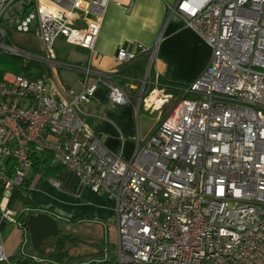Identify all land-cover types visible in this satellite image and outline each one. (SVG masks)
<instances>
[{
  "label": "built area",
  "instance_id": "1",
  "mask_svg": "<svg viewBox=\"0 0 264 264\" xmlns=\"http://www.w3.org/2000/svg\"><path fill=\"white\" fill-rule=\"evenodd\" d=\"M109 1L0 0V51L43 62L51 73L0 75V159L13 161L3 176L0 218L21 226L7 204L34 147L115 201V257L97 264H264V0L168 6L209 46L210 58L127 161L103 146L83 109L100 85L113 107L130 103L117 71L91 64ZM11 30L33 33L40 49L15 44ZM58 38L86 50L87 63L58 59ZM160 38L121 45L115 54L121 64L146 57L137 111L160 113L176 97L154 71ZM58 70L78 73V87L61 82ZM0 263L20 264L1 236Z\"/></svg>",
  "mask_w": 264,
  "mask_h": 264
},
{
  "label": "crops",
  "instance_id": "2",
  "mask_svg": "<svg viewBox=\"0 0 264 264\" xmlns=\"http://www.w3.org/2000/svg\"><path fill=\"white\" fill-rule=\"evenodd\" d=\"M177 1L110 0L96 41L92 66L108 72L119 71L122 64L115 59V54L121 45L139 42L145 46H151L161 35L154 71L167 82L187 85L192 83L207 66L210 48L186 26L182 17L169 14L168 6H174ZM74 47L79 52L75 60L65 61L78 65L87 63L88 52L80 47ZM76 74L74 82L69 84L75 88L78 87L79 81V74ZM83 109L89 124L101 137L103 146L123 160H130L137 139L141 140L147 135L141 136L132 128L133 117L138 113L136 103L113 107L108 100L106 87L100 85L92 100L84 104ZM53 162L58 163L54 160ZM28 197L32 205L20 208V213L23 215L46 213L56 220L57 226L58 220L90 223L102 227L104 236L99 243L89 240L96 252L88 256L70 257L69 248H63V245L64 254L60 260L47 257V252L51 251V246L48 247V245L38 252L32 248L31 253L19 256L17 247L24 232L28 231L27 227H19L0 218L2 232L0 236L7 255L13 261L20 264H50L45 261L50 259H53L56 264L108 262L105 259L107 253L105 245L110 233L115 236V248L117 243L116 203L113 199L81 186L77 175L65 167H61V170L53 176L36 182L29 188ZM11 210L15 212L14 209ZM58 230L59 235L54 238L64 240L72 236L63 234L59 227ZM62 243L64 244V241Z\"/></svg>",
  "mask_w": 264,
  "mask_h": 264
},
{
  "label": "trees",
  "instance_id": "3",
  "mask_svg": "<svg viewBox=\"0 0 264 264\" xmlns=\"http://www.w3.org/2000/svg\"><path fill=\"white\" fill-rule=\"evenodd\" d=\"M146 62V57L143 55L136 56L134 59L124 62L122 68L115 74L117 82L130 96V103H135L136 101L135 97L139 91L140 81L144 75ZM59 71L60 70L57 71V76ZM4 72L22 75L29 79L36 77H49L51 75L49 67L43 62L25 60L0 51V75ZM160 82L166 85L167 90L172 91L177 96L180 94V89L185 86L184 84L167 82L161 77ZM87 122L90 123L88 118ZM28 155L32 162L31 168L24 181L19 186L12 189L8 199V207L15 210L16 218L21 222V227L24 228H26L27 216L20 213V208L30 207L32 205L28 197L29 188L33 187L40 179L51 177L60 171L61 167H64L59 163H54L52 154L47 150H36L34 147H30L28 149ZM12 169L13 161L11 157L0 159V201L4 192L3 176H10L12 174ZM62 241L64 240L61 238L51 246V251L46 254L47 257L57 260L61 259L64 254V250H62L61 246ZM10 259L12 260V258ZM89 264L96 263L91 262Z\"/></svg>",
  "mask_w": 264,
  "mask_h": 264
},
{
  "label": "rangeland",
  "instance_id": "4",
  "mask_svg": "<svg viewBox=\"0 0 264 264\" xmlns=\"http://www.w3.org/2000/svg\"><path fill=\"white\" fill-rule=\"evenodd\" d=\"M11 39L13 42L25 49L39 50L41 47V42L39 39L34 37L33 33H20L14 30L10 32ZM54 51L57 57L63 61L70 60L74 61L75 56L78 55L79 52L76 51L75 47L68 44L62 38H58L54 43ZM77 64V63H75ZM77 74L73 71L68 70H60L58 74V78L64 84H70L74 82ZM187 86V84H184ZM180 95H176L174 99H172L159 113L158 111H148L139 109L136 116L133 117V130L134 132L140 133L141 136H144L149 133V131L155 126L160 117L165 116L178 101ZM111 105V103H110ZM143 138V137H142ZM14 227H16L14 225ZM58 227L65 235H72L71 237L64 239L63 248H69L68 254L70 257L77 256H88L94 252H96L95 247L90 245V242L99 243V241L104 236V230L102 227L93 225L90 223H70L63 222L58 220ZM1 232V228H0ZM2 233V232H1ZM59 239L53 238V240L48 243L49 246H53ZM90 240V242H89ZM92 240V241H91ZM61 245V246H62ZM17 251L19 256L25 255L28 252L31 253L32 245L30 243L29 233L28 231L24 232V236L19 242L17 247ZM106 257L107 261H112L115 257V236L110 233L108 239H106L105 245ZM50 264H56L53 259L45 260Z\"/></svg>",
  "mask_w": 264,
  "mask_h": 264
},
{
  "label": "water",
  "instance_id": "5",
  "mask_svg": "<svg viewBox=\"0 0 264 264\" xmlns=\"http://www.w3.org/2000/svg\"><path fill=\"white\" fill-rule=\"evenodd\" d=\"M26 227L32 248L37 252L42 247H47L50 240H53V236L59 235L56 220L46 213L28 214Z\"/></svg>",
  "mask_w": 264,
  "mask_h": 264
},
{
  "label": "flooded vegetation",
  "instance_id": "6",
  "mask_svg": "<svg viewBox=\"0 0 264 264\" xmlns=\"http://www.w3.org/2000/svg\"><path fill=\"white\" fill-rule=\"evenodd\" d=\"M54 237V236H53ZM52 240H50V242H51Z\"/></svg>",
  "mask_w": 264,
  "mask_h": 264
},
{
  "label": "bare ground",
  "instance_id": "7",
  "mask_svg": "<svg viewBox=\"0 0 264 264\" xmlns=\"http://www.w3.org/2000/svg\"><path fill=\"white\" fill-rule=\"evenodd\" d=\"M118 72V71H117Z\"/></svg>",
  "mask_w": 264,
  "mask_h": 264
}]
</instances>
